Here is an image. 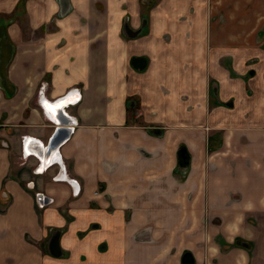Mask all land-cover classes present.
<instances>
[{"label": "crops", "instance_id": "obj_1", "mask_svg": "<svg viewBox=\"0 0 264 264\" xmlns=\"http://www.w3.org/2000/svg\"><path fill=\"white\" fill-rule=\"evenodd\" d=\"M142 1L0 0V264H264V0Z\"/></svg>", "mask_w": 264, "mask_h": 264}, {"label": "water", "instance_id": "obj_2", "mask_svg": "<svg viewBox=\"0 0 264 264\" xmlns=\"http://www.w3.org/2000/svg\"><path fill=\"white\" fill-rule=\"evenodd\" d=\"M144 27V26H143ZM126 28V25H125ZM61 106L55 108L56 115L55 123L57 124L54 128L53 133L51 134L49 141L46 145L39 147L34 152V155L39 160V164L42 168L47 169L55 161V156L58 151L59 146L69 137L72 132V127L69 124H65L64 118L60 115ZM183 153V151H181ZM43 198L42 194L37 195V199L40 200ZM39 203L41 201H38ZM49 252L53 255H60V247L58 244V234H52L48 241ZM182 264H193L192 257L189 253H184L182 256Z\"/></svg>", "mask_w": 264, "mask_h": 264}, {"label": "rangeland", "instance_id": "obj_3", "mask_svg": "<svg viewBox=\"0 0 264 264\" xmlns=\"http://www.w3.org/2000/svg\"><path fill=\"white\" fill-rule=\"evenodd\" d=\"M152 1L153 0L142 1V3H144V5H145V7H143V13H142V19H141L142 26L140 29L133 31V32L140 34L145 29V26H146L145 24L147 23V18H146V14H144V13L147 12V9H148L147 7L151 6V4L153 3ZM21 2L23 3V0ZM5 16H9V15H5ZM10 16H11L10 18L12 19V18H14L15 15H10ZM0 18H2V16H0ZM8 20H10V19H8ZM8 20H6V21L8 22ZM2 21L0 22V55H3L4 58L6 57V60H7L9 55H12V53H13V47H11V45L9 44L10 39H9L7 29L5 27L7 22H5L4 20H2ZM124 21H128V18L126 17L124 19ZM213 21L220 23V22H224L225 19L222 16V14H215V15H213ZM126 31H128V30L126 28H124V32H126ZM48 241H49V239H48Z\"/></svg>", "mask_w": 264, "mask_h": 264}, {"label": "trees", "instance_id": "obj_4", "mask_svg": "<svg viewBox=\"0 0 264 264\" xmlns=\"http://www.w3.org/2000/svg\"><path fill=\"white\" fill-rule=\"evenodd\" d=\"M21 2V1H20ZM187 162V160H184V163H186Z\"/></svg>", "mask_w": 264, "mask_h": 264}, {"label": "flooded vegetation", "instance_id": "obj_5", "mask_svg": "<svg viewBox=\"0 0 264 264\" xmlns=\"http://www.w3.org/2000/svg\"><path fill=\"white\" fill-rule=\"evenodd\" d=\"M183 153H184V151H183ZM181 264H182V259H181Z\"/></svg>", "mask_w": 264, "mask_h": 264}]
</instances>
